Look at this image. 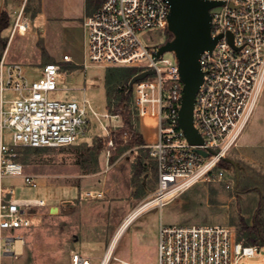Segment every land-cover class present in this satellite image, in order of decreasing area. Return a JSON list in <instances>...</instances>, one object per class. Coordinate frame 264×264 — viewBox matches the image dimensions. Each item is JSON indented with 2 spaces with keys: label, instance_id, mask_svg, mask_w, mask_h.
Segmentation results:
<instances>
[{
  "label": "built area",
  "instance_id": "1",
  "mask_svg": "<svg viewBox=\"0 0 264 264\" xmlns=\"http://www.w3.org/2000/svg\"><path fill=\"white\" fill-rule=\"evenodd\" d=\"M208 1L222 4L210 11L211 34L219 39L199 59L203 82L196 96L194 124L203 138L200 146L191 145L179 126L183 84L175 56L157 57L158 46L151 49L142 41L149 32L168 30V1L105 0L84 20L89 62L136 67L140 73L153 71L134 84L133 109L139 120L157 122L156 142L145 145L157 165V190L132 213L126 225L147 209L162 210L170 197L197 183L224 180L226 173L220 164L240 138L264 88V0ZM21 17L16 23L19 33L28 26L20 22ZM63 62L73 60L65 55ZM64 75L60 64L49 63L39 78L31 79L21 64L0 59V264L6 257L18 256V244H24L22 231L32 226L30 210L47 206L42 199L17 198L15 189L2 186V180L11 176L38 187L36 179L26 176L23 166L16 162V149L68 147L90 130L85 103L48 97L58 90V80ZM102 117L115 119L119 114L107 111ZM128 137L124 132L122 140ZM108 146H114L113 140ZM114 247L115 242L99 264L113 260L133 264L116 258ZM257 251V246L237 241L235 231L228 226L161 224L154 264H238ZM71 264L91 261L74 253Z\"/></svg>",
  "mask_w": 264,
  "mask_h": 264
},
{
  "label": "rangeland",
  "instance_id": "2",
  "mask_svg": "<svg viewBox=\"0 0 264 264\" xmlns=\"http://www.w3.org/2000/svg\"><path fill=\"white\" fill-rule=\"evenodd\" d=\"M94 1L98 0H0V19L5 13L8 17L0 35L7 45L0 47V59H14L28 77L36 78L45 64L61 62L70 54L80 63L78 69L72 71L73 65L61 64L65 75L58 80V90L48 97L85 103L91 117L88 134L74 145L16 149V162L26 176L36 179L38 187L11 176L2 180V186L15 189L17 198L42 199L47 206L30 210L32 226L22 231V250L4 264H71L74 253L85 254L99 264L113 242L114 256L119 260L152 263L161 224L228 226L236 239L239 233L245 237V224H257L264 234V88L240 138L226 156L236 167L220 164L226 173L224 180L197 183L170 197L162 210L147 209L126 225L132 213L157 190L156 162L145 145H131L133 135L142 133L155 142L158 126H144L133 111L130 130L115 103L111 110L119 117H102L109 111L106 76L114 79V91L130 90V82L127 86L117 82L127 66L94 64L87 59V43L81 39V21L85 19H79ZM20 14V22L28 24L24 35L16 30ZM170 38L168 30L152 31L142 41L153 48ZM166 56L173 57L171 53ZM131 90L134 97L133 87ZM124 132L129 133L126 141L122 140ZM109 140L114 142L111 148ZM6 142L10 143L9 134ZM97 150L100 152L95 156ZM137 169L143 170L138 174ZM110 264L119 263L113 260ZM238 264H264V246Z\"/></svg>",
  "mask_w": 264,
  "mask_h": 264
},
{
  "label": "water",
  "instance_id": "3",
  "mask_svg": "<svg viewBox=\"0 0 264 264\" xmlns=\"http://www.w3.org/2000/svg\"><path fill=\"white\" fill-rule=\"evenodd\" d=\"M167 1L170 6L168 31L171 33L172 39L157 48V57L171 53L177 60L183 84L179 126L191 145L200 146L203 144V138L194 124L196 96L203 82V71L199 59L204 51L212 50L219 39L211 34L212 16L210 11L222 3L208 0ZM150 73H140L134 76L129 84L130 89ZM197 151L202 156L208 157L207 152L200 149ZM224 161L236 167L232 160L225 158ZM238 175L237 172L239 179Z\"/></svg>",
  "mask_w": 264,
  "mask_h": 264
},
{
  "label": "trees",
  "instance_id": "4",
  "mask_svg": "<svg viewBox=\"0 0 264 264\" xmlns=\"http://www.w3.org/2000/svg\"><path fill=\"white\" fill-rule=\"evenodd\" d=\"M103 1V0H98ZM7 22H8V17L5 14H3L1 16L0 19V35L1 32L6 29L7 27ZM172 39V35L170 40ZM6 43L4 41H1L0 39V47L5 49L6 48ZM1 57V56H0ZM78 69L77 66H73L72 67V71ZM123 69V68H122ZM125 73L123 74L122 78L119 80L117 79V82L119 84L124 83L126 84L125 86L128 85V83L131 81V79L136 76L137 74L140 73V69L136 68V67H127L124 68ZM106 84H107V95H108V107L107 110H109L110 112H112L111 108L113 106V103H115L116 108H120V115L123 117L124 123L126 125V127H129L130 130H132V114L134 109H132V105H133V95H132V90H128L127 87L124 88H120L116 91L113 90V88L111 87L112 82L114 81V79H110L106 76ZM113 114H116L115 112H112ZM133 141L131 142L132 146L135 145H139V146H144L147 145L143 139V136L141 134H134L133 135ZM99 150L96 151L95 156H97L99 154ZM222 163H226L229 164L226 161H222ZM146 167H144L145 169ZM138 170V169H137ZM143 169L138 170V174L142 172ZM147 172V169L146 171ZM242 231L244 233L245 237H241L240 233H239V237L237 238V241L243 243V245L245 246H264V234L262 233L261 227L258 226L257 224L253 225V226H248V225H244L242 228Z\"/></svg>",
  "mask_w": 264,
  "mask_h": 264
},
{
  "label": "crops",
  "instance_id": "5",
  "mask_svg": "<svg viewBox=\"0 0 264 264\" xmlns=\"http://www.w3.org/2000/svg\"><path fill=\"white\" fill-rule=\"evenodd\" d=\"M105 0H103V1H97V2H93V4H92V6H91V8L90 9H88V10H86V12L84 13V16L82 17V18H80L79 20L81 21V20H83V19H85V18H87V17H89V16H91L101 5H102V3L104 2ZM81 28H82V30L84 31H82V37H81V39L83 40V41H85L86 40V43H87V34H86V31H85V28H83V23H82V21H81ZM81 35V34H80ZM80 39V40H81ZM65 55H68L72 60H73V63H64L63 62V59H62V61L61 62H51V63H56V64H71V65H73V66H77V64H80V63H78V62H76L75 61V59L73 58V56H71L70 54H65ZM64 55V56H65ZM63 56V57H64ZM9 58H10V56H9ZM6 59V58H5ZM10 60H12V63H16V62H13V61H15L14 59H10ZM8 61V60H7ZM8 62H11V61H8ZM47 64H49V63H47ZM74 64H76V65H74ZM46 65V64H45ZM44 65V66H45ZM78 67V66H77ZM41 68H43V67H41ZM24 72H25V70H24ZM26 74V73H25ZM40 76H41V70H40ZM39 76V77H40ZM39 77H36V78H31V79H37V78H39ZM30 78V77H29ZM142 121V124L144 125V126H146V127H151V126H157V122H156V120H154V119H151V118H149V119H146V120H141ZM141 135L143 136V139H144V141H145V143L146 144H152V143H154V142H151V141H148L145 137H144V135L141 133ZM156 142V141H155ZM21 199H23V198H21ZM157 238H158V236H157ZM115 245H116V242H115ZM20 250H22V247H21V249H19V252H20ZM114 250H115V247H114ZM155 251H156V257H155V261H153L152 263L151 262H149V263H138V262H131V261H128V260H122V261H126V262H129V263H133V264H154L155 262H156V259H157V245H156V249H155ZM80 254V253H79ZM81 256L82 257H84V258H86V259H89L90 261H91V264H94L93 263V261L91 260V258H87L86 257V255L85 254H81ZM103 257V256H102ZM8 258H13V257H6L5 258V260L6 259H8ZM102 259V258H101ZM101 261V260H100ZM100 263V262H99Z\"/></svg>",
  "mask_w": 264,
  "mask_h": 264
},
{
  "label": "bare ground",
  "instance_id": "6",
  "mask_svg": "<svg viewBox=\"0 0 264 264\" xmlns=\"http://www.w3.org/2000/svg\"><path fill=\"white\" fill-rule=\"evenodd\" d=\"M26 30H27V29L22 28V32H20V34H21V35H24V34L26 33ZM18 247H19V249H21L22 244L19 243V244H18Z\"/></svg>",
  "mask_w": 264,
  "mask_h": 264
}]
</instances>
